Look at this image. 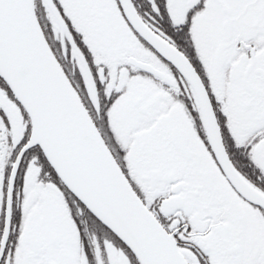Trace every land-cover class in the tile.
Here are the masks:
<instances>
[{"label": "snow or ice", "instance_id": "snow-or-ice-1", "mask_svg": "<svg viewBox=\"0 0 264 264\" xmlns=\"http://www.w3.org/2000/svg\"><path fill=\"white\" fill-rule=\"evenodd\" d=\"M0 264H264V0H0Z\"/></svg>", "mask_w": 264, "mask_h": 264}]
</instances>
